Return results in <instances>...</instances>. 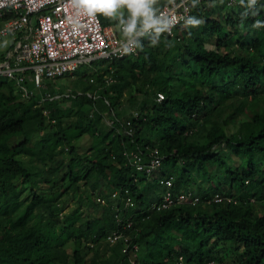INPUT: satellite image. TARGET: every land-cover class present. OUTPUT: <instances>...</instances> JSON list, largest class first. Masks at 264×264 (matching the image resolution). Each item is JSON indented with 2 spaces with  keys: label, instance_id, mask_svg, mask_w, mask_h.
<instances>
[{
  "label": "trees",
  "instance_id": "obj_1",
  "mask_svg": "<svg viewBox=\"0 0 264 264\" xmlns=\"http://www.w3.org/2000/svg\"><path fill=\"white\" fill-rule=\"evenodd\" d=\"M215 1L193 8L198 27L94 61L82 91L46 80L40 103L0 76V264H264V0L243 20L244 6L218 15ZM124 151L161 164L138 171ZM170 177L199 201L152 209ZM114 231L136 257L107 241Z\"/></svg>",
  "mask_w": 264,
  "mask_h": 264
},
{
  "label": "built area",
  "instance_id": "obj_2",
  "mask_svg": "<svg viewBox=\"0 0 264 264\" xmlns=\"http://www.w3.org/2000/svg\"><path fill=\"white\" fill-rule=\"evenodd\" d=\"M166 1L161 10L174 15L176 24L170 34H165L174 36L175 29L184 24L185 18L192 15L193 7L190 0H185L184 3L182 0H175V4ZM202 1L199 0V3ZM225 1L229 6L242 7L239 0ZM4 37H11V42L3 58H0V76L13 81L16 92L29 99L34 95H42L40 89L44 87L46 80L74 73L81 66L92 65L98 59L112 60L138 53L137 49L125 54L121 48L120 31L116 25H104L99 15L93 17L81 14L76 17L69 0H0V40ZM113 75L111 69L103 78L107 83H111L114 81ZM28 80L33 83V88L28 87ZM93 80L94 78L91 79ZM47 97H51L50 92L42 95L40 103ZM158 99H164V93L159 92ZM108 123L113 125L114 121L109 120ZM124 155L129 164L147 174L156 171L161 164L160 156L147 163L139 153L124 151ZM173 182V177L160 179L159 183L165 185L167 190L161 201L152 204V209L161 211L178 204H196L199 201V197L191 192L173 193ZM129 194V190L125 189L122 200L125 201L126 207L132 208L135 201ZM119 195L120 192L116 190L112 198ZM224 200L230 201L219 194L214 198L215 202ZM98 201L107 203L103 197H98ZM132 225L133 222L128 221L124 228L130 229ZM121 239L125 242L123 252L128 253L131 249L136 257L139 245L132 243L130 235L122 231L107 235V241L111 244ZM180 260L182 264L183 259ZM132 263L136 264L135 258H132Z\"/></svg>",
  "mask_w": 264,
  "mask_h": 264
},
{
  "label": "clouds",
  "instance_id": "obj_3",
  "mask_svg": "<svg viewBox=\"0 0 264 264\" xmlns=\"http://www.w3.org/2000/svg\"><path fill=\"white\" fill-rule=\"evenodd\" d=\"M75 16L81 14L88 16L101 15L115 22L122 35L121 48L125 54L143 48L141 37H147L151 46L160 43V38L165 33H171L176 24V17L161 10L160 0H69ZM185 0H182L184 3ZM175 4V0H169ZM194 8L199 0H190ZM239 4L245 7L241 14L242 20L252 10V14H258L257 0H239ZM203 20L196 16H188L184 20L185 26L198 27ZM255 28L264 27V21L257 20ZM8 41L4 42L6 46Z\"/></svg>",
  "mask_w": 264,
  "mask_h": 264
},
{
  "label": "rangeland",
  "instance_id": "obj_4",
  "mask_svg": "<svg viewBox=\"0 0 264 264\" xmlns=\"http://www.w3.org/2000/svg\"><path fill=\"white\" fill-rule=\"evenodd\" d=\"M213 7L218 9V11H216V13L218 15H223L225 11H228L231 9L229 6H227L225 0L215 1ZM111 24H113V23H111ZM214 37H216V36H214ZM216 39L217 38H212V40H209L210 42H212L214 44L206 43V47L212 48L213 45H215V43L217 41ZM5 41H8V43L6 46H3ZM9 42H11V37H4L3 39L0 40V58H2L5 55L6 50L9 46ZM91 72H92L91 65H83L76 72L71 73L66 77L59 78L56 80L49 79V80H47L46 83L50 84L49 85L50 88L60 87L61 89L64 88L65 90L74 89V85L77 84L75 89L77 91H82L83 87L88 85L87 83H88V79L90 77ZM27 84H28L29 88H33V83L30 80H28ZM230 159L233 160L232 156ZM24 161H25V163H28L29 159L25 158ZM233 161H234V163H238L237 158H235ZM160 190L161 189H157V191H159V192H160Z\"/></svg>",
  "mask_w": 264,
  "mask_h": 264
},
{
  "label": "crops",
  "instance_id": "obj_5",
  "mask_svg": "<svg viewBox=\"0 0 264 264\" xmlns=\"http://www.w3.org/2000/svg\"><path fill=\"white\" fill-rule=\"evenodd\" d=\"M113 23V22H112Z\"/></svg>",
  "mask_w": 264,
  "mask_h": 264
}]
</instances>
